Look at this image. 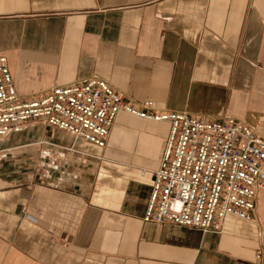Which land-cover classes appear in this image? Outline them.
<instances>
[{"label":"crops","instance_id":"crops-1","mask_svg":"<svg viewBox=\"0 0 264 264\" xmlns=\"http://www.w3.org/2000/svg\"><path fill=\"white\" fill-rule=\"evenodd\" d=\"M20 99L97 77L127 102L264 121V0H0ZM171 125L121 112L105 148L31 123L0 159V264H257L253 221L144 222Z\"/></svg>","mask_w":264,"mask_h":264},{"label":"built area","instance_id":"built-area-1","mask_svg":"<svg viewBox=\"0 0 264 264\" xmlns=\"http://www.w3.org/2000/svg\"><path fill=\"white\" fill-rule=\"evenodd\" d=\"M121 112L171 125L144 222L222 233L229 215L254 220L264 191V121L253 127L229 116L202 120L159 110L151 100L127 102L97 77L23 100L7 57L0 56V159L6 139L31 123L105 148ZM255 259L264 264V250Z\"/></svg>","mask_w":264,"mask_h":264}]
</instances>
